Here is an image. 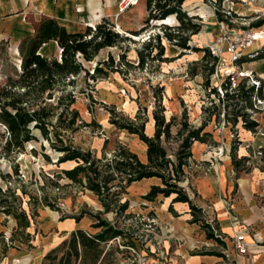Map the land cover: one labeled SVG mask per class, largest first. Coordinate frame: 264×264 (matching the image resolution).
I'll return each mask as SVG.
<instances>
[{"label": "rangeland", "instance_id": "1", "mask_svg": "<svg viewBox=\"0 0 264 264\" xmlns=\"http://www.w3.org/2000/svg\"><path fill=\"white\" fill-rule=\"evenodd\" d=\"M133 1L103 0L104 11L100 9L99 13H95L93 17L96 19L93 22L85 18L81 30L87 25L105 21L122 38L130 40H123L119 46L100 49L92 61L86 62L79 58L89 74L97 61L109 62V56L113 61L111 69L104 65L106 74L90 79L82 72L74 77L73 86L67 85L65 89L74 93L72 106L78 110L80 118L90 122L93 117L100 128L95 125L81 126L73 132L61 133V138L63 141L70 138L75 146L91 151L95 158L103 153L110 156L116 145L122 144L145 161L143 142L136 135L110 124V114L116 115V118L135 120L138 124L143 121L144 131L150 136L154 131L152 112L160 110V106L164 108L166 120L175 116L176 122L182 123V115L185 114L187 123L194 127L200 126L205 120V130L211 133V139L205 145L200 142L192 144L190 167L185 169L188 180L185 178L181 182L182 186L197 206L203 204V213L212 226L218 225L211 211L215 203L220 204L219 210L223 209L228 215L236 217L235 222L239 219L237 212L242 204L240 200L246 196L251 199V207L262 212L264 59H250L264 44V23L257 27L251 25L264 21V0H186L182 9L189 16H196L191 22L200 24V29L189 36L187 43L197 49L183 50L163 39V55L158 59L148 55L143 66L137 65L136 51L141 50L144 55L147 51L155 53V49L143 50L142 40L147 37V33H161L164 31L161 23L174 26L177 22L173 16H169L165 21L157 22V25L149 22L147 27H143L146 18L145 0H138L137 4H133ZM218 16L227 21H221ZM28 19L33 21V16L28 15ZM4 41L0 40V95L17 78L21 64L19 43L15 46L17 40H13L12 49L8 40L7 43ZM38 53L58 58L59 47L55 42H47L39 48ZM120 54H124V58H120ZM228 81L231 88L239 85L235 91L237 93L229 98L224 90ZM232 92L228 91L229 94ZM57 94L56 91L53 99H47L49 104L56 103ZM109 108L114 113H110ZM244 121H254L257 126L248 129ZM57 129L60 131L61 128L58 126ZM175 130L176 126H172L171 132ZM32 131L35 139L26 142L22 149L0 157L1 173L10 174V178L0 177V186L4 189L9 179L11 188L21 199L22 207L29 213L36 212L26 230H15L14 218L0 212V264H39L44 254L59 246L69 235L68 231L76 226L72 218L64 216L82 215L78 224L83 226V230L94 232V214L125 230L126 237H130L136 244V253L131 250L124 252L123 256L113 254L112 257L118 258V264H145L137 260L141 253L154 255L161 249L165 250L161 261L168 264L173 247L180 241L173 222L180 220L182 223L187 218L185 221L189 223L187 205L174 203L176 215L170 217L167 207L171 197L158 195L152 201L145 200L143 195L150 185L158 183L157 179L149 178L127 187L118 201H114V196L108 198L111 206L126 202L127 209L123 215L115 216L112 212H105L94 193L72 183L60 173L74 163H59L57 159L61 153L53 149L37 130ZM6 136L5 128L0 125V148ZM52 139L60 146L57 139L53 136ZM235 143V150H231V145ZM165 146L170 154L176 148V143L170 141ZM231 153L238 160L235 167L231 164ZM15 167L18 174H14ZM202 183L214 190L213 196H210L211 201L207 199L206 203H202L197 189L198 184ZM20 188L23 194H20ZM217 231L221 234L219 225ZM122 240L117 238L113 246L122 244ZM222 249L213 240L212 245L201 247L200 250ZM54 263H57V259ZM101 264L113 262L107 257Z\"/></svg>", "mask_w": 264, "mask_h": 264}, {"label": "trees", "instance_id": "2", "mask_svg": "<svg viewBox=\"0 0 264 264\" xmlns=\"http://www.w3.org/2000/svg\"><path fill=\"white\" fill-rule=\"evenodd\" d=\"M185 1L145 0L146 18L143 27H147L149 22L157 25V22L165 21L169 16H173L177 24L170 26L161 23L164 31L147 33V37L142 40L143 50L155 49V53L151 54L147 51L144 55L141 50L136 51L137 65L143 66L145 57L148 55L157 59L163 55V39L183 50L197 49L187 42L189 36L200 29V24L191 22L196 16H189L182 9ZM218 19L227 21L220 16ZM263 23L264 21L260 20L251 25L257 27ZM166 29L173 31L167 32ZM126 39L130 40L127 37L122 38L105 21L93 26L87 25L84 30L78 31H67L64 26L50 17H43L35 23L33 35L23 36L18 45L21 55L20 72L0 95V125L7 132L3 146L0 148V157L22 149L26 142L35 139L32 131L35 129L53 149L61 153L57 159L59 163L66 161L74 163L72 167L62 169L60 173L72 183L94 193L105 212H112L115 216L123 215L127 209L126 202L111 206L108 198L114 196V201H118L120 195L124 194L127 187L133 183L142 179L155 178L158 183L151 184L143 198L152 201L158 195L165 198L171 197L167 210L173 215H176L173 209L174 203L186 204L190 215L188 222L197 224L204 231L206 239H212L225 248L226 243L219 237L220 233L217 231L218 225L209 224L202 208L192 201L181 184L185 178L188 180L185 169L190 167L192 144L194 142L206 143L211 139V133L205 130L207 121L204 120L200 126L194 127L187 123L185 114L182 115L184 118L182 123L176 122L175 116L166 120L163 115L164 108L160 106V110L152 112L154 131L150 136L144 131L143 121L138 124L135 120L116 118V115L110 114V124L117 129H124L136 135L144 143L145 161L122 144H117L110 156L103 153L95 158L91 151H84L75 146L70 138L65 141L61 138V133L73 132L81 126L95 125L100 128L95 118L92 117L90 122H84L80 118L78 110L72 106L75 101L74 93L65 89L67 85L72 87L74 77L82 72L90 79H95L99 74H106L107 70L104 65L111 69L113 61L111 56L108 57L109 62L108 60L97 61L89 74L79 58L86 62L92 61L100 49L119 46L120 42ZM50 40L56 42L59 47L58 58L38 53L39 48ZM4 42L7 43V40ZM120 58H124V54H120ZM258 59H264V44L251 56L250 60ZM114 69L118 68L114 67ZM229 85L230 81L224 85L225 95L228 98L234 96L233 94L237 93L235 91L239 89V85L232 88ZM231 90L233 92L229 94L228 91ZM56 91L58 93L56 103L49 104L47 99H53ZM218 100L220 101L219 97ZM109 110L110 113H114L112 108ZM244 125L248 129L257 126L254 121H244ZM58 126L62 130L58 131ZM172 126H176L174 133L171 132ZM52 136L61 143L60 146L55 144ZM170 141L176 143V148L170 153L172 156L165 146V143ZM236 143L231 145V150H235ZM230 158L231 164L235 167L238 160L233 153L230 154ZM14 174H18L16 167ZM0 177L10 178V174H2L0 171ZM19 190L20 194L24 193L21 188ZM15 193L9 179L6 180L4 189L0 186V212L14 218L15 230H26L36 212H27L21 205L19 195ZM92 216L96 219L92 223L95 228L94 232H87L83 229L72 230L59 246L44 254L39 264H55V259H57L56 264H101L107 257L111 258L113 264H118V258L112 257L113 254L123 256L125 251L120 250L119 246H113V243L108 245V242L116 237L124 239L123 245L134 246V242L130 237H126L125 230L100 219L98 214ZM64 218H72L78 222L82 215L64 216ZM201 253L224 257V254L215 250Z\"/></svg>", "mask_w": 264, "mask_h": 264}, {"label": "crops", "instance_id": "3", "mask_svg": "<svg viewBox=\"0 0 264 264\" xmlns=\"http://www.w3.org/2000/svg\"><path fill=\"white\" fill-rule=\"evenodd\" d=\"M102 1L0 0V40H8L12 49L14 39L17 40L15 45L17 46L23 36L33 35L34 24L42 17L55 19L67 31L81 30L84 26L85 18L86 21H94L96 18L93 15L99 13L100 9L104 11ZM28 15L33 16V21L28 19ZM50 42L54 41L50 40L48 43ZM202 144L205 145V143ZM197 189L202 197V203H206L207 199L211 201L210 196H213L214 193L212 187L202 183L198 184ZM240 201L242 204L238 207L239 219L237 222L234 221V219H237L236 217L228 215L229 213L223 209L219 210L220 204L215 203L211 207L226 243L225 248L217 250L224 254V257L201 253L212 251H201L200 249L201 247L212 245L213 240L206 239L204 231L198 225L195 223L189 224L185 221L187 218H184L182 223H180V220V222L178 220L173 222L180 241L173 247L172 254L168 258V264H264V210L260 212L257 208L251 207L249 196ZM177 204L186 205L184 203ZM199 207L202 208L204 206L201 204ZM169 214L171 217L172 214ZM185 217L188 216L185 215ZM81 219L76 222V226L70 231L84 229L83 226L78 224ZM195 229L198 230L195 231ZM236 231L244 233V243L247 247V253L245 254L237 253L233 248L231 238Z\"/></svg>", "mask_w": 264, "mask_h": 264}, {"label": "built area", "instance_id": "4", "mask_svg": "<svg viewBox=\"0 0 264 264\" xmlns=\"http://www.w3.org/2000/svg\"><path fill=\"white\" fill-rule=\"evenodd\" d=\"M90 26H93V25H90ZM215 233H216V231H215ZM219 237L224 240V238L222 237L221 234L219 235ZM117 238H121V237H116L115 239L110 240L108 242V245L113 243L114 240H117ZM231 240H232L233 248H234V250L237 253H242V254L247 253V247H246V245L244 243V233L236 231L234 233V235L232 236ZM123 241L124 240H122V244L118 245L119 247H123V248H120V249H122V250L124 249L125 252L126 251L130 252L132 250V251H134L136 253V250H135L136 244H135V242H134L135 245L131 246V245H123L124 244ZM167 241L169 243V240H167ZM164 248H165V246H164ZM157 252H155L154 255L153 254H148L147 255L145 253H141L142 254L141 257L137 255L138 256L137 260L140 259L145 264H164L161 260H163V258L165 256V250L161 249V250H159ZM131 256H132V254L129 255V257H131ZM126 257L124 259H126Z\"/></svg>", "mask_w": 264, "mask_h": 264}, {"label": "bare ground", "instance_id": "5", "mask_svg": "<svg viewBox=\"0 0 264 264\" xmlns=\"http://www.w3.org/2000/svg\"><path fill=\"white\" fill-rule=\"evenodd\" d=\"M137 2H138V0H134V1H133V4H137ZM92 22H93V21H92ZM92 22H91V23H92ZM144 156H145V155H144Z\"/></svg>", "mask_w": 264, "mask_h": 264}, {"label": "water", "instance_id": "6", "mask_svg": "<svg viewBox=\"0 0 264 264\" xmlns=\"http://www.w3.org/2000/svg\"><path fill=\"white\" fill-rule=\"evenodd\" d=\"M59 52H60V50H59ZM40 54V53H39ZM60 54V53H59Z\"/></svg>", "mask_w": 264, "mask_h": 264}]
</instances>
